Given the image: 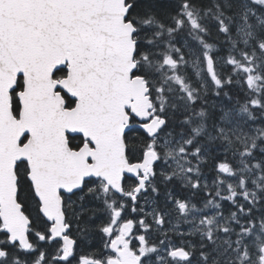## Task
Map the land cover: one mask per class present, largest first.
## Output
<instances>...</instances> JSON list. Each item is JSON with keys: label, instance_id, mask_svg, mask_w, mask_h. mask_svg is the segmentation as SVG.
<instances>
[{"label": "snow or ice", "instance_id": "snow-or-ice-1", "mask_svg": "<svg viewBox=\"0 0 264 264\" xmlns=\"http://www.w3.org/2000/svg\"><path fill=\"white\" fill-rule=\"evenodd\" d=\"M0 264H264V0H0Z\"/></svg>", "mask_w": 264, "mask_h": 264}]
</instances>
